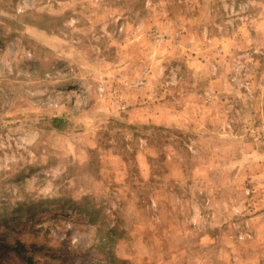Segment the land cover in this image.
Wrapping results in <instances>:
<instances>
[{
  "label": "rangeland",
  "instance_id": "obj_1",
  "mask_svg": "<svg viewBox=\"0 0 264 264\" xmlns=\"http://www.w3.org/2000/svg\"><path fill=\"white\" fill-rule=\"evenodd\" d=\"M29 258L264 264V0H0V264Z\"/></svg>",
  "mask_w": 264,
  "mask_h": 264
},
{
  "label": "trees",
  "instance_id": "obj_2",
  "mask_svg": "<svg viewBox=\"0 0 264 264\" xmlns=\"http://www.w3.org/2000/svg\"><path fill=\"white\" fill-rule=\"evenodd\" d=\"M55 122L57 123H60L61 120L59 119H55ZM20 254H23V252L25 251V249L23 247H20L18 250H17ZM33 259L32 258H29L27 261L30 263V264H34V262L32 261Z\"/></svg>",
  "mask_w": 264,
  "mask_h": 264
}]
</instances>
